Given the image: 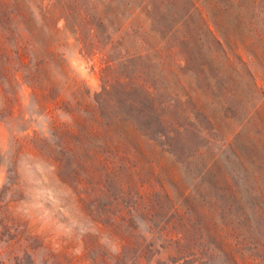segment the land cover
I'll list each match as a JSON object with an SVG mask.
<instances>
[{
    "label": "trees",
    "instance_id": "1",
    "mask_svg": "<svg viewBox=\"0 0 264 264\" xmlns=\"http://www.w3.org/2000/svg\"><path fill=\"white\" fill-rule=\"evenodd\" d=\"M172 1L0 0L1 110L11 115L26 86L32 114L47 123L17 141L8 157L0 264H264V216L246 203L237 175L219 164L221 153L207 145L213 137L182 154L174 149L181 133L207 131L191 80L172 79L175 68L188 70L182 47L195 41L186 27L198 9L192 3L175 22ZM69 37L89 59L93 48L107 49L124 66L103 75L92 100L82 80L60 72ZM190 72L196 81L221 79L211 65ZM220 89L233 96L228 85ZM25 147L52 167L63 188L61 207L71 218L66 236L38 231L17 211L25 200L16 174ZM231 152L252 178L248 151Z\"/></svg>",
    "mask_w": 264,
    "mask_h": 264
},
{
    "label": "rangeland",
    "instance_id": "2",
    "mask_svg": "<svg viewBox=\"0 0 264 264\" xmlns=\"http://www.w3.org/2000/svg\"><path fill=\"white\" fill-rule=\"evenodd\" d=\"M192 3L198 11L191 16L186 28L195 41L182 47L190 55L188 70L185 72L173 67L176 73L172 79L175 82L180 79L181 83L185 79L191 80L192 89L198 91L202 108V114H198L197 119L207 133L199 136L181 133L173 146L182 154L203 145L208 136H212L207 144L210 150L221 153L218 155L219 164L237 175L246 203L263 217L264 0H173L170 7L172 21L180 20ZM157 21L168 26V20L162 14H157ZM221 37L226 44L219 46L214 43V38ZM68 43L70 46L65 49L66 65L62 66V71L58 68L55 70V78L60 85L65 81L62 73L82 80L89 90L88 100H92L93 94L101 90L104 74L111 78L124 70L117 60V51L93 48L89 59L80 52V47L74 44L71 37ZM202 64L211 65L212 74L216 71L220 73L218 85L209 79H194L190 71L196 73ZM180 65L184 66V63ZM156 70L152 66L150 71L156 73ZM223 84L231 87L232 97L224 96L220 89ZM30 92L31 89L26 86L18 92L20 99L9 116L1 110L0 92V189L5 182L8 157L14 153L17 141L31 135L34 130H46L44 115L32 114ZM227 145L231 147L226 148ZM232 149L248 151L252 178L246 177ZM18 158L16 174L25 200L17 211L22 210L30 225L38 231H48L55 237L66 236L71 228V218L69 212L61 207L64 191L52 167L33 160L27 147L20 151ZM258 221L264 222V218ZM221 264L234 263L223 260Z\"/></svg>",
    "mask_w": 264,
    "mask_h": 264
}]
</instances>
